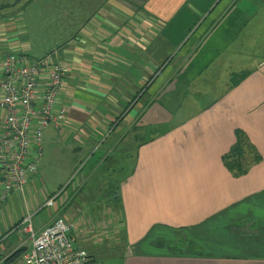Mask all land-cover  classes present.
Wrapping results in <instances>:
<instances>
[{
  "label": "crops",
  "instance_id": "obj_1",
  "mask_svg": "<svg viewBox=\"0 0 264 264\" xmlns=\"http://www.w3.org/2000/svg\"><path fill=\"white\" fill-rule=\"evenodd\" d=\"M13 5L0 4V55L64 64L66 121L47 128L88 160L34 231L63 217L92 264L122 244L124 264H264V0H48L46 16L3 17ZM56 141L0 202V264L27 252L18 223L63 182L49 175ZM99 190L117 216L87 202Z\"/></svg>",
  "mask_w": 264,
  "mask_h": 264
},
{
  "label": "built area",
  "instance_id": "obj_2",
  "mask_svg": "<svg viewBox=\"0 0 264 264\" xmlns=\"http://www.w3.org/2000/svg\"><path fill=\"white\" fill-rule=\"evenodd\" d=\"M63 63L53 54L34 59L25 52H9L0 58V202L23 194L37 173L43 156V131L50 125L59 129L66 121L61 105ZM61 191L35 210L57 207ZM32 216L17 226L28 235L30 246L13 264H92L79 248L75 226L57 216L39 234Z\"/></svg>",
  "mask_w": 264,
  "mask_h": 264
},
{
  "label": "rangeland",
  "instance_id": "obj_3",
  "mask_svg": "<svg viewBox=\"0 0 264 264\" xmlns=\"http://www.w3.org/2000/svg\"><path fill=\"white\" fill-rule=\"evenodd\" d=\"M3 2V4L6 3H14L13 6L4 8L3 11V17L5 16H12L16 14H26L25 12H28V14L33 18L36 15H39L40 17L46 16V5L48 3V0L40 1V0H0V4ZM29 10V11H28ZM2 17V14H0V18ZM19 23L23 22L22 19H19ZM68 32L65 31V34ZM64 32H62V35ZM49 55V54H48ZM3 55H0V58ZM0 116H1V109H0ZM1 122V121H0ZM47 137L54 138L56 141L55 144H52V148L50 151V157H51V165L49 170V175L53 179L56 180V182H60L63 180L62 184L60 186H47L50 191H57L56 193L60 192L62 193V196L59 200H57L56 204L59 206L61 204V199L65 195L67 196L70 194V191L73 186H67L70 182H77V180L80 177V172L82 168L85 166V164L88 162L86 160V155H82L80 159V153L81 150L73 151L71 150L70 144L66 141H64V138L59 135L57 131H54L52 127L47 128L43 131V139H42V147L45 148ZM43 148V149H44ZM46 153V152H45ZM134 153V152H133ZM135 158V155L133 154V159ZM132 160H128V163L131 164ZM70 175V176H69ZM65 179V180H64ZM63 185V186H62ZM106 187V186H101ZM110 189L112 187L116 186H107ZM117 189V188H113ZM111 193L110 191H103L99 190L92 199L88 200L87 202L92 205H97L99 203L102 204H108V215L113 216V214H116L114 212V208H118L117 205H114V199H111ZM64 194V195H63ZM99 198L98 201H96V198ZM72 208L74 209V212L76 214V210L79 212V217H87L89 214H87L86 208L83 207V201L82 199H79L78 202L75 201V205H72ZM90 208V207H88ZM53 209V208H50ZM50 209H45L41 213L35 214V212L31 211L27 216H32V225H35L38 219L45 220V218L48 215V212ZM90 210V209H89ZM91 211V210H90ZM106 211V209H105ZM104 211V212H105ZM84 212V213H83ZM77 215V214H76ZM107 215V216H108ZM117 216V214H116ZM3 214H0L1 221L3 220ZM78 217V218H79ZM110 220V219H109ZM115 221V216L111 218V220L108 222V224H111ZM6 229V226H3V230ZM1 231V230H0ZM1 239V237H0ZM96 240V239H95ZM5 241V240H3ZM9 241H5L4 245L6 246ZM126 245L122 244L118 247H115L117 250L115 252H111L110 249H108V253L106 254V257L104 258V264H124L125 261H127L126 257ZM104 250L103 247H100ZM91 249H88V252H90ZM11 253V250L6 251L3 253V259L7 257ZM93 260V259H92ZM97 263H100L99 261Z\"/></svg>",
  "mask_w": 264,
  "mask_h": 264
},
{
  "label": "trees",
  "instance_id": "obj_4",
  "mask_svg": "<svg viewBox=\"0 0 264 264\" xmlns=\"http://www.w3.org/2000/svg\"><path fill=\"white\" fill-rule=\"evenodd\" d=\"M239 135H241V133H239ZM243 136L241 135V138H242ZM243 149V143L241 142V140H240V138H239V141H238V143H237V145H236V147L230 152L231 153V155L230 156H228L227 155V162L234 156V155H237V154H239L240 152H241V150ZM231 163H233L232 161H231ZM230 162H229V165L231 164ZM231 166V165H230ZM232 168H233V166H231ZM237 174L238 175H240L238 172H237ZM14 228H16V226L14 227ZM14 228H12V230L14 229ZM24 251V249H20V250H18L17 252H15L14 254H12V255H10L7 259H5L4 261H3V264H13L15 261H17L22 255H23V252Z\"/></svg>",
  "mask_w": 264,
  "mask_h": 264
}]
</instances>
